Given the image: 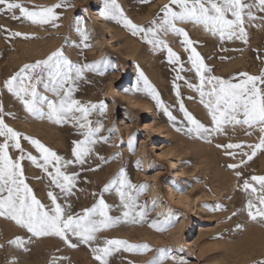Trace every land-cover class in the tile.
<instances>
[{
  "label": "rangeland",
  "instance_id": "1",
  "mask_svg": "<svg viewBox=\"0 0 264 264\" xmlns=\"http://www.w3.org/2000/svg\"><path fill=\"white\" fill-rule=\"evenodd\" d=\"M15 2L29 10H38L59 4L62 0ZM244 2L252 3L253 0ZM63 3L68 7L56 9L60 17L55 21L58 27L52 23L42 26L32 24L23 17L13 20L10 15L0 14V103L4 107V119L10 127L22 135L39 140L65 160L74 159L73 142L83 139V130L73 127V122L55 124L46 118L39 120L31 117L18 100L2 88L3 82L25 64L44 60L54 51L62 49L64 55L74 63L103 62L104 74L86 73L87 82L78 81L73 95L82 103H106L104 114L99 115L94 111L90 119L94 124L97 121L103 124L99 135L108 139L95 145V152L84 165L73 163L62 169L76 175L74 194L70 197H65L58 188L50 186L49 178L42 169L25 159L22 163L26 183L37 199L48 205L47 192L53 191L60 203L70 202L72 211L80 213L99 200L105 185L123 168L133 184L148 186L138 199V203L146 204L149 209L147 222L132 224L122 219L118 225L98 233L99 241L102 244L105 239H120L131 244H148L152 251L144 254L123 250L114 252L108 258L109 264H148L157 255L158 249L170 250L185 264H258L264 260V222L251 221L246 210L241 211L245 209L247 194L240 187L244 179L264 175V151H258L252 160H247V157L241 156V149L227 150L234 154L233 158V155L226 154L223 147H216L217 144L229 143L255 145L262 135L259 128H233L228 125L223 134L212 133L210 143L177 132L176 128L186 125L187 121L179 111L180 102L173 88L174 83L178 85L185 108L211 127L210 117L199 103L198 93L185 83L186 80L198 85L199 78L194 70H189V53L179 43L182 37L172 33L161 37L180 56L183 64V71H180L179 65L168 62L166 50L153 51L151 45L143 42L139 35H131L122 24L107 19L109 26L104 28L102 18L98 17V13L103 16L104 0H63ZM97 3L101 4L99 10ZM117 3L133 23L148 26L158 15H162L160 9L168 0H117ZM251 11L255 19L248 21L245 16L244 23L247 43L236 37L222 42L202 27L190 23L177 26L188 32L193 46L212 69V75L236 83L240 80V73L259 75L264 69V12L258 8ZM77 18L82 22L80 27L90 36V48H84L82 38L76 31ZM13 32H20L29 38L12 37ZM128 39L136 48L122 54L118 49L125 47ZM141 72L176 117L175 122L169 121L163 109L158 108L151 95L144 90ZM178 72L184 80L175 79ZM126 83L130 87L127 89L129 96L122 97L121 90ZM38 91L52 98L51 93L44 92L43 85L38 86ZM133 96L137 97V102L131 100ZM109 129H114V132L110 133ZM247 132H251V135ZM21 143L26 153L39 156L27 141L22 140ZM165 150L173 151L171 158L162 157ZM243 151L250 153L251 149L244 147ZM96 153L109 162L99 161ZM117 154L118 158L112 159ZM10 155L15 158L18 153L10 149ZM242 159L246 163L237 169L242 173L237 178L227 166L239 164ZM170 160L178 162L183 175L176 177ZM215 186H222L223 190L217 192ZM255 186L258 188V185ZM173 190L182 196H189L194 202L191 203L190 199L184 203L178 202L172 195ZM103 199L110 206V216L123 218L124 209L115 190L103 193ZM159 204L164 212L159 210ZM218 204L223 206V210H213ZM233 212L237 215L232 216ZM169 214L174 227L168 231L158 232L148 226L157 218L163 221ZM237 224L242 226L241 229L236 228ZM201 227L204 229L203 236H199ZM17 236L24 239L27 250L8 243ZM72 239L77 244L76 248H68L55 237H33L13 221L0 217V245H3L0 248V264H12L13 261L15 264H51L53 259L56 264H99L91 251L94 245L80 243L75 237ZM164 264L176 262L169 259Z\"/></svg>",
  "mask_w": 264,
  "mask_h": 264
},
{
  "label": "snow or ice",
  "instance_id": "2",
  "mask_svg": "<svg viewBox=\"0 0 264 264\" xmlns=\"http://www.w3.org/2000/svg\"><path fill=\"white\" fill-rule=\"evenodd\" d=\"M61 7H68V5L62 0L59 4L29 10L15 0H0V14L10 15L13 20L23 17L32 24L41 26L52 23L53 26L58 27L55 21L60 17L56 9ZM253 8L264 12V0H253L252 3H246L244 0H168V3L160 9L162 15H158L148 26L137 25L127 18L117 0H104L102 13L105 19L122 24L131 35H139L143 42L152 46L153 51L166 50L168 62L179 65L180 71H183L180 56L161 37L168 33L182 37L179 43L189 53L188 60L191 64L189 70H194L196 77L199 78L198 85L188 83L186 80L185 83L187 87L198 93L199 103L210 117L211 127L206 126L185 108L178 85L174 83L173 88L180 102L179 111L187 121L186 125L177 127L176 131L184 132L189 138L202 139L210 143L209 137L212 133L223 134L228 125H232L233 128L235 126H247L248 129L259 128L262 135L259 137V143L255 145L238 143L216 145L217 148L223 147L226 154L233 155V158L234 154L227 150L241 149V156L247 157V160H252L258 151H264V69H261L259 75L240 73V80L236 83L212 75V69L205 64L204 59L193 46L194 42L190 39L188 32L177 25L190 23L202 27L205 32L218 37L222 42L236 37L247 43V32L244 28L245 16L248 21L254 20L255 16L251 11ZM75 23L84 48H90L88 32L80 27L82 22L78 18ZM11 36L29 38L20 32H13ZM102 63H74L64 55L62 49H58L44 60L25 64L17 73L3 82L2 88L16 98L31 117L39 120L46 118L55 124L73 122V127L83 130L81 132L83 139L73 142L72 157L74 159L65 160L39 140L22 135L10 127L5 122L4 107L0 103V217L13 221L33 237L58 238L68 248L77 247L73 237L80 243L94 245L91 247L93 258L99 264H109L108 258L114 252L123 250L144 254L152 251L148 244H131L120 239H105L101 244L98 238V233L118 225L122 219L123 222L132 224L147 222L149 209L146 204L138 203V199L148 186L133 184L125 170L121 168L105 185L96 203L80 213H74L71 203H60L59 197L53 191L47 192L50 204L45 205L37 199L32 188L26 183L22 163L27 159L32 165L42 169L49 178L50 186L58 188L65 197L74 194L76 175L68 174L62 169L73 163L80 165L87 163L95 152V145L98 142H107L108 138L99 135L103 124L99 121L94 124L90 119L94 111L103 115L107 108L106 103L104 101L82 103L74 98L73 93L77 90L78 81L87 82L86 73L104 74ZM140 79L143 81L144 90L151 95L157 107L163 109L169 121L175 122L176 117L163 104L159 93L149 83L143 72L140 73ZM175 79L184 80V77L178 72ZM39 85H43L44 92L51 93L52 98L41 94L38 91ZM8 115L15 118L11 113ZM109 132H114V129H109ZM246 134L251 135V132ZM22 140L32 145L39 156L26 153ZM129 147H132L131 144ZM244 147L251 149V152H244ZM10 149H15L18 153L15 158L10 155ZM96 155L99 161L109 162L98 153ZM118 155L112 159H117ZM244 163L246 161L242 159L241 163H232L227 167L235 172L237 178H240L242 173L237 169ZM137 167L139 168V162ZM253 182L258 185V188ZM240 187L247 194L245 209L241 211L246 210L251 221L264 222V175H253L244 179ZM110 190H115L119 195L120 204L124 209L123 218L109 215L110 206L103 199V193ZM154 205L155 202H153ZM213 210H223V206L218 204ZM236 215V212L232 213V216ZM148 226L158 232H166L174 227V222L169 214L163 221L157 218L149 222ZM241 227L239 224L236 225L237 229ZM8 243L16 248L27 250L25 241L20 236ZM2 247L3 245H0V248ZM156 251L157 255L148 264H164L169 259L176 264H185V261L172 255L170 250ZM12 264H15V261ZM51 264H56V260L53 259ZM258 264H264V260L259 261Z\"/></svg>",
  "mask_w": 264,
  "mask_h": 264
},
{
  "label": "bare ground",
  "instance_id": "3",
  "mask_svg": "<svg viewBox=\"0 0 264 264\" xmlns=\"http://www.w3.org/2000/svg\"><path fill=\"white\" fill-rule=\"evenodd\" d=\"M100 7H101V4L100 3H97V10H99L100 9ZM98 17L99 18H102V25H103V27L104 28H108V20L107 19H105L103 16H101L100 15V13H98ZM119 33H122V32H119ZM118 35V34H117ZM127 39V38H126ZM125 44H126V46L125 47H123V48H119L118 49V51L119 52H122V54H126V53H128L131 49H134V48H136L134 45V43H132L131 41H129V39L125 42ZM136 52H137V49L135 50ZM132 52H134V51H132ZM132 52H130V53H132ZM132 71V70H131ZM133 72V71H132ZM130 87H129V84L128 83H126L125 85H124V88L121 90V94H122V97H128L129 95H128V92H127V89H129ZM137 98V97H136ZM135 98V96H133V97H131V100L133 101H136L137 102V99ZM138 101H139V98H138ZM141 107H143V106H141ZM173 153V151H170V150H165V151H163L162 152V157L163 158H167V159H169V158H171V154ZM170 162L172 163V165H173V167L175 168V170H176V177H179V176H181V175H183L184 174V172L182 171V169H180V165L178 164V162L177 161H171L170 160ZM222 186H220V188L219 187H217V186H215L214 187V189L218 192V191H220V190H223V188H221ZM153 189H155V188H153ZM177 191H175V190H173L172 191V195L175 197V200H177L178 202H182V203H184V202H186L187 200H189L190 199V197L189 196H182L181 194H179V193H176ZM191 200V199H190ZM194 202V199H192L191 200V203H193ZM159 210L161 211V212H164V208L161 206V204H159ZM206 230V229H205ZM203 231H204V229H203V227H201V229H200V231H199V236H203L204 235V233H203ZM200 239V238H199Z\"/></svg>",
  "mask_w": 264,
  "mask_h": 264
}]
</instances>
